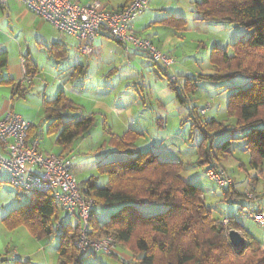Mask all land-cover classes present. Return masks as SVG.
Wrapping results in <instances>:
<instances>
[{
    "label": "rangeland",
    "instance_id": "374dc122",
    "mask_svg": "<svg viewBox=\"0 0 264 264\" xmlns=\"http://www.w3.org/2000/svg\"><path fill=\"white\" fill-rule=\"evenodd\" d=\"M122 1L109 0L111 5H118ZM194 1L199 0H148L147 8L135 21L139 27H144L141 34L151 39L161 51H167L166 53L174 57L175 63L163 70L166 76L176 81V90L168 85L165 75L151 65L150 59L131 53L132 51L130 54L125 53L104 31V35L98 36L94 41V53L90 56L77 53L81 56L78 59L72 52V47H76L78 41L59 33L50 23L38 16L40 25L38 28H26L27 41L24 45L38 37L34 40L33 47H29V51L39 63L40 74L33 84V90L29 91L25 99L42 108L43 99L53 98L61 89L78 105L79 110L75 114L77 117L95 113L93 128L73 144L74 173L79 185L90 178L98 187L105 185L107 176L98 171L97 165L115 158H126L116 155L115 148L109 144L108 134L111 132L122 135L126 130L132 129L140 133L134 143L133 153L150 151L161 161L181 162L182 180L202 191L204 203L211 208L213 218L222 221L234 217L242 225L244 233L260 241L264 247V226L258 225L248 217L250 210L257 206H262L264 211V198H234L226 192L225 187L219 186L207 176L208 166L201 164L199 160L198 147L202 137L190 118L192 107L200 113L208 104L209 109L201 116L203 121L214 118L229 128L236 125V118L229 116L227 112L228 100L231 93L247 84L246 80L238 76L205 80L199 79L198 75L212 72L210 53L213 46L229 47L228 51L232 53L230 44L244 38L248 32L235 24L223 21L197 20L192 4ZM171 16L185 20V27L177 28L176 22H170L168 17ZM60 40L69 48V57L66 55L58 60L62 65L57 67V58L55 57L54 62L52 53L47 48ZM26 49L25 46L24 51ZM76 61L87 65L86 75L70 77L71 70L67 68ZM113 68L114 73L107 76ZM16 109L26 121L38 126L36 132L41 133V137H38L41 139L40 148H50L54 136H49L44 129L47 122L42 111L23 106H17ZM242 134H217L214 137V145ZM230 151L229 157L222 161L225 175L232 182L235 181L234 188L240 192H243L245 187L246 190L251 189L252 178H256L255 194H259L262 191V179L257 170L249 167L250 150L246 141H231ZM0 178V252L4 249L10 251L8 258L11 259V264L18 259H28V264H57V237L39 240L31 236L26 227L8 229L1 221L2 211L8 207L14 196L18 195L19 201L25 202L29 192L10 184L7 172H1ZM119 207L96 204L91 220L105 221L110 213ZM165 208L164 205L140 206L143 214L156 213ZM61 219L72 227L77 224L74 214H62ZM117 251L124 258H129L127 251H120V247H117ZM85 263L123 264L114 257L102 254L87 257Z\"/></svg>",
    "mask_w": 264,
    "mask_h": 264
},
{
    "label": "trees",
    "instance_id": "16d2710c",
    "mask_svg": "<svg viewBox=\"0 0 264 264\" xmlns=\"http://www.w3.org/2000/svg\"><path fill=\"white\" fill-rule=\"evenodd\" d=\"M129 1L125 0V4ZM192 4L197 20L223 21L248 32L244 38L230 44L232 53L228 51L229 47L213 46L210 53L212 72L198 75L199 79L205 80L238 76L247 82L244 87L231 93L228 100V115L237 120L233 128L222 125L214 118L203 121L201 116L205 114L196 112L195 107H192L190 118L202 137L198 147L200 163L208 166L206 171L224 170L222 161L230 155L231 141L244 139L250 150L249 167L260 173L262 191L255 194L256 178L249 180L253 185L251 189L246 190V187L243 192L236 191L235 181L224 187L234 198H264V0H199ZM168 18L170 22H176L177 28L183 29L186 25L182 18ZM51 47L57 50L54 51L57 61L67 55V50L62 49L60 44L53 43ZM131 51L150 59L151 65L165 75L163 69L166 67L153 60L149 54ZM7 56L6 51H0V84L10 83L16 96L20 82L15 83L1 75L2 68L7 64ZM23 65L25 76L32 78L37 68L28 53L23 55ZM82 71V67L75 66L72 77H78ZM111 71L114 73V69H111L106 75ZM165 77L168 85L176 90V81ZM178 98L181 99L179 95ZM42 108L47 122L46 133L55 135V144L61 147V153L71 149L76 139L95 125V113L80 117L64 115L76 111V108L63 90H59L51 99H43ZM37 127L29 126V138L35 134ZM227 132L243 134L214 145V137ZM108 137L116 155L126 158H115L97 165L98 171L107 176L103 187L96 186L91 178L81 187L85 188L87 196L93 201L91 217L94 216L96 204L120 207L110 213L105 221L91 220L90 217L87 237L93 239L111 235L116 238L120 251L129 253V258H124L120 252L104 254L91 248H78L79 219L74 214L77 219L74 227L64 222L62 214L67 212L57 206L46 189L30 191L23 204L2 217L3 224L8 229L24 226L31 236L39 240L57 237V264H90L85 263V259L97 254L114 257L123 264H264L262 243L246 235L234 217L222 221L213 218L211 208L204 203L202 191L182 180L181 162L161 161L150 151L133 153L134 143L140 133L132 129L122 135L110 132ZM246 192L252 197H247ZM145 204L164 205L166 208L143 214L140 206ZM250 212H263V207L257 206ZM223 221L226 223L223 224ZM230 229L240 231L245 237L246 247L241 252H237L229 242L227 232ZM28 262L18 259L13 264Z\"/></svg>",
    "mask_w": 264,
    "mask_h": 264
},
{
    "label": "built area",
    "instance_id": "2783aa9c",
    "mask_svg": "<svg viewBox=\"0 0 264 264\" xmlns=\"http://www.w3.org/2000/svg\"><path fill=\"white\" fill-rule=\"evenodd\" d=\"M17 1L34 15L50 22L59 33L76 38L79 43L73 51L78 54L92 55L95 51L94 41L104 31L120 44L125 53L131 49L147 53L166 68L175 63L173 56L163 53L149 38L134 32L133 23L147 8L148 0H130L111 10L105 9L98 0L90 4H81L80 0ZM209 107L206 104L200 113L204 114ZM29 126L28 122L14 112H9L0 119V171H7L8 182L24 191H50L54 202L62 211L76 214L81 225L80 235L76 240L78 248L119 254L115 237H87L93 201L75 178V157L42 152L38 141L29 138ZM206 174L221 187L233 183L222 169H208ZM246 196L250 198L252 195L246 192ZM248 216L258 225L264 226V211L249 212Z\"/></svg>",
    "mask_w": 264,
    "mask_h": 264
},
{
    "label": "crops",
    "instance_id": "0c3cea01",
    "mask_svg": "<svg viewBox=\"0 0 264 264\" xmlns=\"http://www.w3.org/2000/svg\"><path fill=\"white\" fill-rule=\"evenodd\" d=\"M93 1H96V0H80V3L81 4H90ZM98 1L101 2L102 5L104 6V8L108 9V10L115 9V8H118V7L125 5V0H123L118 5H111L109 0H98ZM44 21H46V20H44ZM135 21L133 23L134 32L137 33L138 35H141V36L148 38L147 36L141 34L142 30L144 29L143 25L139 27L137 24H135ZM46 22H48V21H46ZM48 23H50V22H48ZM39 25H40L39 17L34 15L33 13H31L30 10H28L24 5L20 4L17 0H0V51H6L7 55H8L7 56V64L5 67L2 68L1 75H2V77L6 78V79L13 80V82H15V83L20 82V85H21L20 89L17 90L18 95L15 96V95H13V87L10 83L0 84V119L3 118L7 113L14 112V113L19 114L23 118V120H25L23 115L16 109L17 106H18V108L23 106V107H27L30 109L33 108L35 110H40V111H42V113L44 115L43 108H40L38 104L29 103L25 99V97L29 93V91L33 90V88H34L33 84L36 82L35 80L38 78V76L40 74V73H38L39 63L33 57V55L30 54V51H29L30 50L29 47H33V42L35 39L37 40L38 37H35L33 42H27L26 45H24V42L27 41V39H26L27 35H26L25 31H27L26 28L27 29L28 28L31 29L32 27L38 28ZM100 35H104V32L100 33ZM66 36H69V35H66ZM70 37H73V36H70ZM108 38L113 40L110 37H108ZM113 41H115V40H113ZM57 44H60L62 46L61 47L62 49L67 50V56L66 57L68 58L69 57L68 56L69 48L66 46V43H64L62 40H60V42H58ZM118 45H120V44H118ZM25 46L27 47V49L24 51ZM51 48L52 47L47 48V49L50 53H52V56H53V59L55 62L56 58L54 56V51H57V50H52ZM73 48L74 47H72V52L76 55V57H78V59H80L81 56L77 55V53L73 51ZM62 49H60V50H62ZM50 50H52V51H50ZM130 52H131V50L129 51V54H130ZM165 52H167V51H165ZM26 53H28L30 55L31 59L36 64V68H37V72L33 75L32 78L25 76V69H24V65H23V55ZM131 53H134V52H131ZM59 61L55 62L57 67H60V65H62V62H59ZM67 63L68 62H66V64ZM75 66L82 67L83 71L80 75H83V74L86 75L87 70H88L87 65H83L82 63H80V61H76L75 63L69 65V67L67 68L68 70H71L69 72L70 77L72 76V71H73V68ZM112 73H113V71H111L110 74H108L107 76H110ZM21 90H24V91H21ZM25 90H27V91H25ZM18 98H20V99H18ZM45 99H51V98H45ZM75 108H76V111L64 113V115L65 116H69V115L76 116L75 114L79 110L78 105L75 104ZM90 113H92V112H90ZM26 122H28V120ZM28 123L30 124V126L33 125V123H30V122H28ZM39 127L41 130V126H39ZM44 129H46V127ZM36 131H37V129H36ZM49 136H51V135H49ZM53 136H51V137H53L52 138L53 140H52L51 147L49 146L50 148L42 149L39 146V149L42 152L54 153V154H64V155H73V153H72L73 152V146L67 152L61 153V147L57 146L55 144V135H53ZM38 137H41V133L36 132V135L33 134L30 139L31 140H34V139L37 140L38 145H39L41 142V139ZM49 149H51V150L48 151ZM74 167H75V165H74ZM1 172H7V171L2 170ZM7 174H8V172H7ZM74 175H75V173H74ZM1 181H2V178H0V183H1ZM245 186H246V184H245ZM19 202H20V204H19ZM23 203L24 202L19 201L18 195H15L13 200H11V202L9 203L8 207H5L4 210L2 211L3 213H2L1 218L8 211H10L13 208L20 206ZM1 245H2V241L0 242V248H1ZM0 253H1L0 262H3L5 264H11V262H10L11 259L8 258L11 255L10 251L8 249H4ZM18 258H20V257H18ZM26 260H28V259H26Z\"/></svg>",
    "mask_w": 264,
    "mask_h": 264
},
{
    "label": "water",
    "instance_id": "95a60500",
    "mask_svg": "<svg viewBox=\"0 0 264 264\" xmlns=\"http://www.w3.org/2000/svg\"><path fill=\"white\" fill-rule=\"evenodd\" d=\"M227 236L231 245L237 250V252H241L246 247L245 237L235 229H230L227 232Z\"/></svg>",
    "mask_w": 264,
    "mask_h": 264
}]
</instances>
